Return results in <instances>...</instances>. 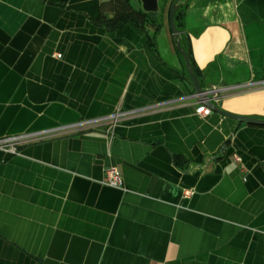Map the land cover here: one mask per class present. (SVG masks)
<instances>
[{"label": "crops", "instance_id": "0c3cea01", "mask_svg": "<svg viewBox=\"0 0 264 264\" xmlns=\"http://www.w3.org/2000/svg\"><path fill=\"white\" fill-rule=\"evenodd\" d=\"M108 1L0 0V137L123 112L0 148V264H264V123L199 114L177 46L212 102L264 119V0H188L155 47L98 23Z\"/></svg>", "mask_w": 264, "mask_h": 264}, {"label": "built area", "instance_id": "2783aa9c", "mask_svg": "<svg viewBox=\"0 0 264 264\" xmlns=\"http://www.w3.org/2000/svg\"><path fill=\"white\" fill-rule=\"evenodd\" d=\"M57 55L61 56V53H57ZM215 90V88H212V90L203 92L199 95L200 102L196 107V111L199 114L208 115L212 111V106L210 104L212 98L208 97L206 94L209 93L212 96ZM122 114V111H117L116 113L108 116L83 118L76 122L60 125L51 129H45L41 131H27L13 135L2 136L0 137V148L14 153L19 150V146L22 143L28 140H34L65 131L83 130L97 126H105L107 128V131L111 132L113 131L114 126L116 125ZM235 157L238 160H241L242 158L239 153H236ZM102 180L104 183L109 185L122 186L124 181L123 173L117 166H108L105 169V175ZM193 192L194 190L190 188H186L184 191L186 196L192 194Z\"/></svg>", "mask_w": 264, "mask_h": 264}, {"label": "trees", "instance_id": "16d2710c", "mask_svg": "<svg viewBox=\"0 0 264 264\" xmlns=\"http://www.w3.org/2000/svg\"><path fill=\"white\" fill-rule=\"evenodd\" d=\"M175 1L176 0H159V7L156 11H147L142 6L136 7L131 0H109L106 3V6L113 12V14L107 15L104 13L99 18H97L96 21L109 29H116L128 22H134L138 26L146 29L148 32V40L150 44L155 47L156 32L164 25V14L166 12L169 18L171 5ZM187 2L188 0H185L183 4L175 11V21L180 29H182L181 19L184 11L183 9ZM149 26L154 27V32L151 33L149 31ZM189 53L194 65L192 54L190 51Z\"/></svg>", "mask_w": 264, "mask_h": 264}, {"label": "water", "instance_id": "95a60500", "mask_svg": "<svg viewBox=\"0 0 264 264\" xmlns=\"http://www.w3.org/2000/svg\"><path fill=\"white\" fill-rule=\"evenodd\" d=\"M141 1H142V7L147 11H156L159 7V0H141ZM184 1L185 0H177L176 2L172 3L171 8H170L169 24H170V28H171L172 33L176 36L180 35L183 32V30L180 29L176 24L175 11L178 9V7H180L183 4ZM177 46L179 47V49H180V51L184 57L187 71L189 73V76H190V78L193 82L194 88H195V93L200 95L203 92L212 90V88L205 87L204 85L201 84V81H200L201 78L198 76V74L195 70V67H194L193 62L191 60V56H190L188 49H186L183 45H181L179 40H178ZM206 95L208 97L212 98V96L209 93H207ZM210 104H211L213 110H217L223 114H226V115H229L232 117H236L240 120H244V121H248V122H255V123H264V119H262V118L240 115L237 113L226 111V110L222 109L218 104H216L212 101H210Z\"/></svg>", "mask_w": 264, "mask_h": 264}, {"label": "rangeland", "instance_id": "374dc122", "mask_svg": "<svg viewBox=\"0 0 264 264\" xmlns=\"http://www.w3.org/2000/svg\"><path fill=\"white\" fill-rule=\"evenodd\" d=\"M132 3L136 6V7H139V6H142V1L141 0H131ZM177 1V0H176ZM175 1V2H176ZM174 3V2H173Z\"/></svg>", "mask_w": 264, "mask_h": 264}]
</instances>
